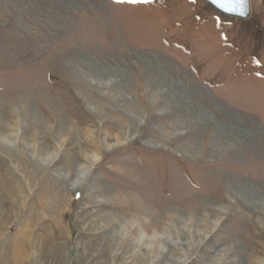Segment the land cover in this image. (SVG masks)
<instances>
[{
	"label": "rangeland",
	"instance_id": "rangeland-1",
	"mask_svg": "<svg viewBox=\"0 0 264 264\" xmlns=\"http://www.w3.org/2000/svg\"><path fill=\"white\" fill-rule=\"evenodd\" d=\"M251 4L0 0V264H264Z\"/></svg>",
	"mask_w": 264,
	"mask_h": 264
},
{
	"label": "water",
	"instance_id": "water-1",
	"mask_svg": "<svg viewBox=\"0 0 264 264\" xmlns=\"http://www.w3.org/2000/svg\"><path fill=\"white\" fill-rule=\"evenodd\" d=\"M222 15L248 20L252 17L251 0H204ZM235 8V11H230Z\"/></svg>",
	"mask_w": 264,
	"mask_h": 264
},
{
	"label": "bare ground",
	"instance_id": "bare-ground-1",
	"mask_svg": "<svg viewBox=\"0 0 264 264\" xmlns=\"http://www.w3.org/2000/svg\"><path fill=\"white\" fill-rule=\"evenodd\" d=\"M107 135H108V137H112L113 138V136H110V134H108L107 133ZM119 136V135H118ZM112 138H110V139H112ZM121 138V137H120ZM118 141H119V139H118ZM121 143V142H120ZM158 143V142H157ZM114 144V143H113ZM110 145H111V143H110ZM190 147V146H189ZM195 153V152H194ZM196 155H197V153H196ZM88 156V155H87ZM80 171H81V174L82 175H85L86 174V171L84 170V168L82 167L81 168V166H80ZM263 204V203H262ZM178 218V217H177ZM192 225V224H191ZM186 226V225H185ZM186 229V228H185ZM158 230V229H157ZM144 235H145V233H143ZM143 235V236H144ZM163 235V234H162ZM155 236H156V234H155ZM161 236V235H160ZM204 236V235H203ZM164 237V236H163ZM143 238V237H142ZM154 238V237H153ZM157 240H159V236H156L155 237ZM164 240H166V239H164ZM154 241V240H153ZM152 241V242H153ZM48 244H49V246H51V248H54V242H52V241H46ZM197 242V241H196ZM151 243V242H150ZM161 245H162V243H161ZM161 245H160V247H161ZM164 246V245H163ZM153 247V246H152ZM162 248V247H161ZM226 249H228V248H226ZM227 251V250H226ZM220 258V257H219ZM222 260V259H221Z\"/></svg>",
	"mask_w": 264,
	"mask_h": 264
},
{
	"label": "snow or ice",
	"instance_id": "snow-or-ice-1",
	"mask_svg": "<svg viewBox=\"0 0 264 264\" xmlns=\"http://www.w3.org/2000/svg\"><path fill=\"white\" fill-rule=\"evenodd\" d=\"M229 10H230V11H235V8H230Z\"/></svg>",
	"mask_w": 264,
	"mask_h": 264
}]
</instances>
